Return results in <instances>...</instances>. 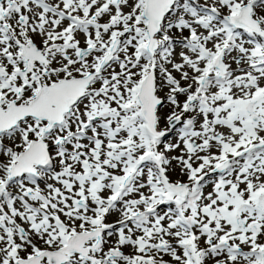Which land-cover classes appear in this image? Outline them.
Masks as SVG:
<instances>
[{"label": "snow or ice", "instance_id": "6c2138e0", "mask_svg": "<svg viewBox=\"0 0 264 264\" xmlns=\"http://www.w3.org/2000/svg\"><path fill=\"white\" fill-rule=\"evenodd\" d=\"M0 264H264V0H0Z\"/></svg>", "mask_w": 264, "mask_h": 264}]
</instances>
